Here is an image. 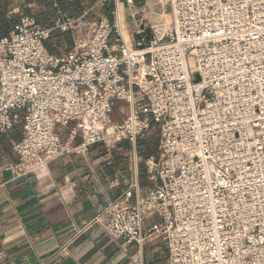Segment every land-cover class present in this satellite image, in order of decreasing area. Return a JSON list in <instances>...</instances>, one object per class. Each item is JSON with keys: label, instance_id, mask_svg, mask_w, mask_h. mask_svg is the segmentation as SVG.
I'll list each match as a JSON object with an SVG mask.
<instances>
[{"label": "built area", "instance_id": "built-area-1", "mask_svg": "<svg viewBox=\"0 0 264 264\" xmlns=\"http://www.w3.org/2000/svg\"><path fill=\"white\" fill-rule=\"evenodd\" d=\"M54 32L66 53L47 48ZM114 101L128 108L116 123ZM20 123L13 177L131 145L127 190L75 236L98 225L137 247L128 264L153 240L164 264H264V0H98L48 28L20 14L0 36V138ZM155 129L158 157L142 160Z\"/></svg>", "mask_w": 264, "mask_h": 264}, {"label": "crops", "instance_id": "crops-1", "mask_svg": "<svg viewBox=\"0 0 264 264\" xmlns=\"http://www.w3.org/2000/svg\"><path fill=\"white\" fill-rule=\"evenodd\" d=\"M97 1L0 0V36L10 33L20 14L48 28L55 20L48 23L45 13L60 12L63 18L74 19ZM153 135L152 131L136 144L142 160L158 157L159 135L156 139ZM21 136L15 130L11 140L0 138V264H128L135 245H128L126 253L122 240L109 239L96 224L80 236H75V229L87 227L109 201L127 190L133 179L131 145H95L89 149L88 162L70 155L51 163L42 178L13 177L4 167L15 161L12 142ZM138 183L142 194L154 186L143 166ZM165 260L158 240L145 246L143 264Z\"/></svg>", "mask_w": 264, "mask_h": 264}, {"label": "rangeland", "instance_id": "rangeland-1", "mask_svg": "<svg viewBox=\"0 0 264 264\" xmlns=\"http://www.w3.org/2000/svg\"><path fill=\"white\" fill-rule=\"evenodd\" d=\"M142 0H137V3L140 4ZM48 16V23H53L54 20H56V16L53 15V13L48 12L45 13ZM55 17V18H54ZM69 35V34H67ZM46 46L47 48H54L56 50V53L58 54H64L66 53L70 47H71V38L70 35L68 38H59L57 35V32H54L51 34L49 40L46 42ZM128 114V108L125 104L114 101L113 103V109H112V121L113 122H120L123 119H125V117ZM17 134L20 135L22 134V123H20L16 129ZM153 139H156L157 134H158V130L155 129L153 130ZM164 257V256H161Z\"/></svg>", "mask_w": 264, "mask_h": 264}, {"label": "trees", "instance_id": "trees-1", "mask_svg": "<svg viewBox=\"0 0 264 264\" xmlns=\"http://www.w3.org/2000/svg\"><path fill=\"white\" fill-rule=\"evenodd\" d=\"M57 35H58L59 38H68L69 37V35H67V34L61 35L59 32H57ZM48 49L50 50L51 53L56 52V50L54 48H52V47H50Z\"/></svg>", "mask_w": 264, "mask_h": 264}, {"label": "bare ground", "instance_id": "bare-ground-1", "mask_svg": "<svg viewBox=\"0 0 264 264\" xmlns=\"http://www.w3.org/2000/svg\"><path fill=\"white\" fill-rule=\"evenodd\" d=\"M166 18H167V16H166Z\"/></svg>", "mask_w": 264, "mask_h": 264}]
</instances>
